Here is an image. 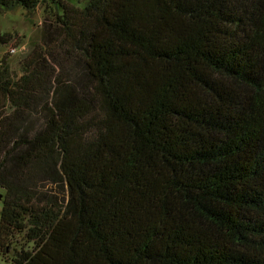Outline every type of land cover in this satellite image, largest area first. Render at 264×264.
<instances>
[{
    "label": "trees",
    "instance_id": "obj_1",
    "mask_svg": "<svg viewBox=\"0 0 264 264\" xmlns=\"http://www.w3.org/2000/svg\"><path fill=\"white\" fill-rule=\"evenodd\" d=\"M41 3L21 73L0 58V251L264 264V0H0V13ZM70 63L90 85L65 82ZM57 176L61 201L41 188Z\"/></svg>",
    "mask_w": 264,
    "mask_h": 264
},
{
    "label": "rangeland",
    "instance_id": "obj_2",
    "mask_svg": "<svg viewBox=\"0 0 264 264\" xmlns=\"http://www.w3.org/2000/svg\"><path fill=\"white\" fill-rule=\"evenodd\" d=\"M43 3L37 5L34 10L27 12L22 7H17L4 13H0V35L8 33L12 35L9 43L0 41V58L5 57L8 65L12 69V73L19 75L21 73L20 61L23 60L35 43L40 42L43 36L41 22H43ZM16 46L15 52H11L10 48ZM65 79V82L74 83L76 87L83 88L90 85L89 79L85 74L84 67L80 64H68L64 70L59 72ZM28 120L30 127L38 129L45 121L43 111L38 109V112H30ZM41 188L49 195L62 200L65 196L67 188L65 181L60 177H55L54 182L46 180L41 182ZM3 191L0 188V210L2 208ZM16 239L20 240V244L16 246H25V243L20 236ZM13 246L9 247L5 252L0 251V264H12L10 255L13 252Z\"/></svg>",
    "mask_w": 264,
    "mask_h": 264
},
{
    "label": "built area",
    "instance_id": "obj_3",
    "mask_svg": "<svg viewBox=\"0 0 264 264\" xmlns=\"http://www.w3.org/2000/svg\"><path fill=\"white\" fill-rule=\"evenodd\" d=\"M16 49H17V47H16V46H14V47H11V48H10V51H11V52H15V51H16Z\"/></svg>",
    "mask_w": 264,
    "mask_h": 264
}]
</instances>
